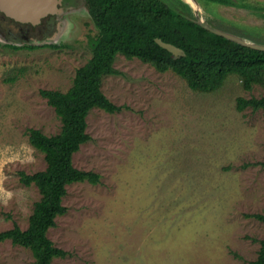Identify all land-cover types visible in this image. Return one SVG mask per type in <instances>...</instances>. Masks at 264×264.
I'll use <instances>...</instances> for the list:
<instances>
[{"label": "rangeland", "instance_id": "374dc122", "mask_svg": "<svg viewBox=\"0 0 264 264\" xmlns=\"http://www.w3.org/2000/svg\"><path fill=\"white\" fill-rule=\"evenodd\" d=\"M165 1L192 3L204 20L264 40V0ZM61 2L34 27L0 11V232L26 229L41 198L20 176L47 166L28 129H62L40 91H67L92 57L98 29L85 0ZM114 67L102 90L123 108H93L91 139L73 158L101 181L67 185V212L48 235L69 255L53 264H252L264 239V223L250 216L264 213V110L240 111L237 99L264 88L246 90L231 74L215 91H195L175 72L121 53ZM34 260L31 249L0 242V264Z\"/></svg>", "mask_w": 264, "mask_h": 264}, {"label": "trees", "instance_id": "16d2710c", "mask_svg": "<svg viewBox=\"0 0 264 264\" xmlns=\"http://www.w3.org/2000/svg\"><path fill=\"white\" fill-rule=\"evenodd\" d=\"M235 6L233 0H202ZM88 12L98 29L90 41L92 57L75 73L73 84L67 91L42 89L41 95L62 121L59 133L48 135L37 128H29L30 143L41 151L46 159L44 170L28 174L20 172L24 184H35L41 198L35 203L29 225L22 229L18 224L0 232V242L10 239L14 244L31 249L33 264H53L57 257L69 252L58 247L48 232L56 218L67 212L63 199L67 185L88 181L97 184L101 174L82 170L74 164V154L82 144L91 139L88 132V115L95 108L115 113L123 106L110 100L102 90L103 77L117 74L114 67L119 53L127 58H139L159 71H173L184 78L195 91L211 92L223 86L231 74L238 75L246 90L255 85L264 88V50L243 45L214 33L197 21V14L189 2L184 9L165 0H85ZM247 41L262 43L264 40L248 36V33L225 29ZM156 38L174 43L186 52L174 58ZM44 46L60 47L58 44ZM36 48L37 45H29ZM264 110V94L260 97H239L237 108ZM264 166V161L261 162ZM264 223V213L251 214ZM252 264H264V239L257 258Z\"/></svg>", "mask_w": 264, "mask_h": 264}, {"label": "water", "instance_id": "95a60500", "mask_svg": "<svg viewBox=\"0 0 264 264\" xmlns=\"http://www.w3.org/2000/svg\"><path fill=\"white\" fill-rule=\"evenodd\" d=\"M60 3L61 0H0V11L19 22L38 24L45 16L59 11L58 6ZM197 21L200 25L214 33L225 36L243 45L264 50V44L247 41L239 35L215 27L201 16L197 15ZM156 41L162 47L168 49L174 58L186 55L184 49L174 43L166 42L161 38H156Z\"/></svg>", "mask_w": 264, "mask_h": 264}, {"label": "flooded vegetation", "instance_id": "af4514ba", "mask_svg": "<svg viewBox=\"0 0 264 264\" xmlns=\"http://www.w3.org/2000/svg\"><path fill=\"white\" fill-rule=\"evenodd\" d=\"M63 1V0H62ZM62 3V2H61ZM86 3V2H85ZM61 5V4H60ZM45 18V17H44ZM43 20V19H42ZM42 20L40 21V22H42ZM38 23V24H35V25H32V27H34V26H38V25H40L41 23ZM53 24H54V20H53Z\"/></svg>", "mask_w": 264, "mask_h": 264}, {"label": "bare ground", "instance_id": "6f19581e", "mask_svg": "<svg viewBox=\"0 0 264 264\" xmlns=\"http://www.w3.org/2000/svg\"><path fill=\"white\" fill-rule=\"evenodd\" d=\"M190 1V0H189ZM78 2V1H77ZM191 2V1H190ZM192 4V3H191Z\"/></svg>", "mask_w": 264, "mask_h": 264}]
</instances>
